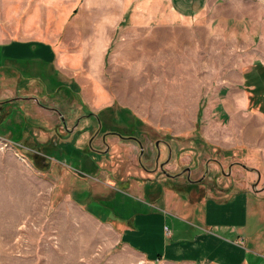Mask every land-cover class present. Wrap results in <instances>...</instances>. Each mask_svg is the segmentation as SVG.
<instances>
[{"label": "rangeland", "instance_id": "obj_1", "mask_svg": "<svg viewBox=\"0 0 264 264\" xmlns=\"http://www.w3.org/2000/svg\"><path fill=\"white\" fill-rule=\"evenodd\" d=\"M147 1L119 3L123 29L115 31L106 51H81L84 35L64 38L69 44L65 52L78 59L70 73L87 79L90 91L97 67L89 62L103 54L104 76H97L99 81L131 104L137 115L116 106L98 113L89 110L71 85L74 97L62 89L52 99L41 100L42 107L60 112V117L35 109L41 106L34 102H20L19 111L5 113L0 127V264H145L119 242L112 222L98 223L73 202L84 203L87 196L86 210L112 219L109 208L99 211L91 197L93 192L98 195L97 181L117 167L125 176L148 171L150 177L137 174L135 181L149 178L172 194L174 203L189 200L188 170L189 181L215 187L209 182L214 159L221 162V177H229L231 170L257 171L264 177V28L256 34L242 19L230 17L225 0H213L195 20L191 11L196 6L189 4L176 27L161 28L168 26L157 19L165 1ZM192 32H200L196 45ZM19 37H25L19 35V0L0 2V41ZM245 62L239 86L234 79ZM45 77L51 86L67 83L58 76ZM27 83H19V96L31 88ZM243 92L247 105L239 109L236 99ZM19 119L31 123L20 142ZM7 129L12 132L9 139ZM51 152L53 160L46 155ZM107 197L116 208L127 200L111 191ZM163 200L150 211L164 215L169 226L171 221L193 224L203 217V199H190L188 209L177 203L191 213L187 219L177 214L174 203L168 207ZM189 230L190 237L198 228Z\"/></svg>", "mask_w": 264, "mask_h": 264}, {"label": "crops", "instance_id": "obj_2", "mask_svg": "<svg viewBox=\"0 0 264 264\" xmlns=\"http://www.w3.org/2000/svg\"><path fill=\"white\" fill-rule=\"evenodd\" d=\"M16 1L18 0H0L5 4ZM130 1L133 0H19V35L25 37L0 41V127L3 126L5 113L19 111L20 102L38 103L41 107L36 106L35 109L48 111L46 113L50 117L54 115L60 117V112L53 111L50 107L49 109L42 107L41 100L52 99V96L62 89L65 91V96L74 97L76 93L71 91V86L76 89L80 102L89 110L95 109L98 113L116 106L123 110L127 108L125 110H130V113H127L137 115L131 104L120 99L115 92H110L99 81L98 77L100 76L101 79V75L104 76L103 54L99 60L95 57L89 62L90 67H97L95 79L93 77L90 81L93 85L90 91L86 85L87 79L77 78L70 73L71 66L75 65L78 59H73L65 52L69 44L64 39L71 33L84 35L78 46L81 51H106L110 47L115 31L123 29L120 25L124 22L122 20L124 14L120 13L118 5L120 2ZM149 1H165L161 14H157V19L161 21V25L168 26L161 28L176 27L174 25L179 24L183 19V10L189 4L196 6L191 11L195 20L196 15L201 18V14H198L199 10L204 12L207 8L210 9L213 2V0H148L147 2ZM253 1L225 0L224 4L230 9V17L242 19L246 27L255 29V33L259 34V27L264 28L262 21L264 4ZM252 5L260 11L256 9L253 11ZM243 8L250 10L244 11ZM199 33L192 32L193 45L198 42L196 36ZM60 36H63V39ZM250 48L258 49L253 45ZM247 65V62L239 65L241 75L237 80L234 79L236 85L240 86L244 81L242 69ZM41 66L46 68L48 73L41 69ZM47 74L58 76L59 79L61 77L67 82H64L66 85L55 83V86H51V82L45 77ZM22 81L28 82L27 86L31 88L27 87L28 91L19 96V83ZM236 101L239 109H245L247 96L244 92L240 93ZM149 112L151 111L146 113ZM232 112L233 110L227 111V113ZM23 118L25 119V116ZM29 123L19 119V135L16 137L19 142L28 132L31 124ZM62 124L65 125L64 122ZM7 130L5 133H9V139L12 132L9 131L10 129ZM55 152L46 155L53 160L52 155ZM262 161L264 163V154ZM212 162L215 170L209 182H215V187L200 186L197 180L189 181V170L185 177L186 189L190 193L189 200L178 202H181L183 207L187 205V209L190 207V199L193 202L203 199L206 203L205 208L200 209L203 217L193 224L176 220L177 222L171 221L169 226L168 219L164 215L150 211V207L162 203V198H164L163 202H168V207L172 206L174 197L166 190H160L159 184L156 186L152 184L149 178H143L144 182L137 183L135 181V177L138 178L137 174H140V177L144 175L150 177L146 170L145 173L143 171L137 173L139 170L128 172L125 176L117 167L113 173H105L102 176L104 181H97L99 186L94 190H97L98 195L93 192L91 200L100 205L99 211L104 209L108 211L109 208L114 215L112 219L109 214L101 216L86 210L84 204L88 201L87 196L84 203L72 200L86 215L98 223L112 222L119 234V242L145 264H264V177L256 174L257 171L245 170L240 172L231 170L229 177H221L217 174L222 169L221 162L215 159ZM97 170L96 165L95 171L91 172L92 177ZM258 178L260 181L257 180ZM166 179L169 178L165 177L164 180ZM119 190L129 192V196ZM192 190L196 195L192 194ZM110 191L121 200L123 197L127 200L123 198L120 207L116 208L106 202L107 192ZM143 201L145 204L142 203ZM178 202L173 204L176 206L177 214L184 217L183 219L189 218L191 213L187 209L181 210ZM190 227L198 228V231H194L189 237ZM165 228L167 230H164Z\"/></svg>", "mask_w": 264, "mask_h": 264}, {"label": "trees", "instance_id": "obj_3", "mask_svg": "<svg viewBox=\"0 0 264 264\" xmlns=\"http://www.w3.org/2000/svg\"><path fill=\"white\" fill-rule=\"evenodd\" d=\"M135 121L137 122L138 120L136 119ZM137 123L141 124V122H140V121H138Z\"/></svg>", "mask_w": 264, "mask_h": 264}, {"label": "water", "instance_id": "obj_4", "mask_svg": "<svg viewBox=\"0 0 264 264\" xmlns=\"http://www.w3.org/2000/svg\"><path fill=\"white\" fill-rule=\"evenodd\" d=\"M188 179H189V177H188Z\"/></svg>", "mask_w": 264, "mask_h": 264}]
</instances>
